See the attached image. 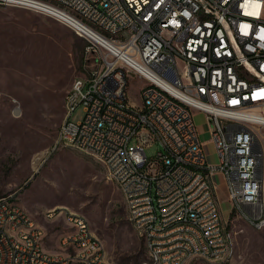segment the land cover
Instances as JSON below:
<instances>
[{
	"label": "built area",
	"instance_id": "2783aa9c",
	"mask_svg": "<svg viewBox=\"0 0 264 264\" xmlns=\"http://www.w3.org/2000/svg\"><path fill=\"white\" fill-rule=\"evenodd\" d=\"M0 4L52 17L87 41L86 73L65 95L56 146L84 147L103 164L111 158L108 178L124 192L145 264L229 260L236 237L217 175L230 214L264 229V0ZM108 40H121L123 52H108ZM135 77L140 105L129 98ZM196 113L210 126L207 139ZM153 144L159 150L149 156ZM65 224V239L50 250L47 228L15 197H1L0 264H110L87 217L69 211Z\"/></svg>",
	"mask_w": 264,
	"mask_h": 264
},
{
	"label": "rangeland",
	"instance_id": "374dc122",
	"mask_svg": "<svg viewBox=\"0 0 264 264\" xmlns=\"http://www.w3.org/2000/svg\"><path fill=\"white\" fill-rule=\"evenodd\" d=\"M87 45L52 17L0 4V198L12 195L47 228L50 250L58 249L71 211L87 217L110 264H143L148 260L145 246L105 164L78 147L56 146L65 95L73 80L86 73ZM141 83L138 77L131 79L129 98L135 105L141 104ZM82 115L80 108L72 119ZM195 118L202 138H209L205 115L196 113ZM158 150L157 144L146 148L149 156ZM213 180L236 237L234 251L229 260L197 258L188 264H264L261 224L250 223L239 211L231 215L223 178ZM54 209L52 221L47 214Z\"/></svg>",
	"mask_w": 264,
	"mask_h": 264
},
{
	"label": "bare ground",
	"instance_id": "6f19581e",
	"mask_svg": "<svg viewBox=\"0 0 264 264\" xmlns=\"http://www.w3.org/2000/svg\"><path fill=\"white\" fill-rule=\"evenodd\" d=\"M106 50L111 53L123 52V45H121V40H108L106 41ZM84 150V147H78ZM104 164L106 167H111V158H104ZM118 184V181H116ZM123 192V191H122ZM124 195V192H123ZM48 217H51V211L47 214ZM32 217V216H31ZM261 224V222H259ZM259 225V224H258ZM65 239V235L61 240ZM234 251V242L231 240V250L229 252V257L233 254ZM203 259L211 260V257H202ZM180 259H188V252H180ZM145 264V262L143 263ZM176 264H185L184 262H176Z\"/></svg>",
	"mask_w": 264,
	"mask_h": 264
},
{
	"label": "crops",
	"instance_id": "0c3cea01",
	"mask_svg": "<svg viewBox=\"0 0 264 264\" xmlns=\"http://www.w3.org/2000/svg\"><path fill=\"white\" fill-rule=\"evenodd\" d=\"M31 214V213H30ZM32 215V214H31ZM65 235V232L61 235V237H60V240L62 239V237Z\"/></svg>",
	"mask_w": 264,
	"mask_h": 264
},
{
	"label": "trees",
	"instance_id": "16d2710c",
	"mask_svg": "<svg viewBox=\"0 0 264 264\" xmlns=\"http://www.w3.org/2000/svg\"><path fill=\"white\" fill-rule=\"evenodd\" d=\"M232 214L234 215V214H235V212L233 211V212L231 213V215H232Z\"/></svg>",
	"mask_w": 264,
	"mask_h": 264
}]
</instances>
